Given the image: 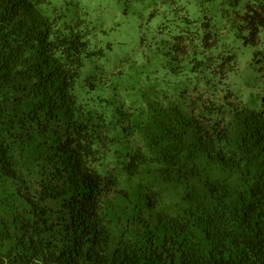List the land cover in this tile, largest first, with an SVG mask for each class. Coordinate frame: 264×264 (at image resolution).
<instances>
[{"label": "trees", "instance_id": "obj_1", "mask_svg": "<svg viewBox=\"0 0 264 264\" xmlns=\"http://www.w3.org/2000/svg\"><path fill=\"white\" fill-rule=\"evenodd\" d=\"M50 3L0 0V264H264V86L244 100L234 44L112 81ZM238 30L264 84V0Z\"/></svg>", "mask_w": 264, "mask_h": 264}, {"label": "rangeland", "instance_id": "obj_2", "mask_svg": "<svg viewBox=\"0 0 264 264\" xmlns=\"http://www.w3.org/2000/svg\"><path fill=\"white\" fill-rule=\"evenodd\" d=\"M49 1V9L43 7L47 15L55 16L53 5L57 6L64 20L79 23L87 31L91 48L97 50L87 72L96 68L112 81L122 72L128 78L142 76L149 82L154 68L163 72L172 64L190 72L195 57L203 60L234 44L239 62L237 85L242 83L246 90L244 100L249 104L257 101L263 90V79L250 65L253 48L237 35L240 17L254 0ZM206 37L212 45H204ZM171 85L184 84L173 81Z\"/></svg>", "mask_w": 264, "mask_h": 264}]
</instances>
